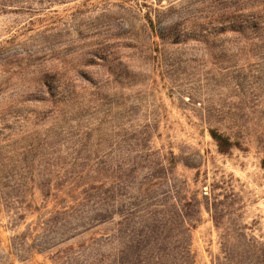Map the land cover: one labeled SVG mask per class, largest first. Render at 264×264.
Masks as SVG:
<instances>
[{
  "label": "rangeland",
  "instance_id": "1",
  "mask_svg": "<svg viewBox=\"0 0 264 264\" xmlns=\"http://www.w3.org/2000/svg\"><path fill=\"white\" fill-rule=\"evenodd\" d=\"M0 264H264V0H0Z\"/></svg>",
  "mask_w": 264,
  "mask_h": 264
},
{
  "label": "trees",
  "instance_id": "2",
  "mask_svg": "<svg viewBox=\"0 0 264 264\" xmlns=\"http://www.w3.org/2000/svg\"><path fill=\"white\" fill-rule=\"evenodd\" d=\"M211 136L215 140V142L217 143L220 149L225 150L227 146L229 145V141L227 137L221 134H218L216 131L212 130Z\"/></svg>",
  "mask_w": 264,
  "mask_h": 264
}]
</instances>
